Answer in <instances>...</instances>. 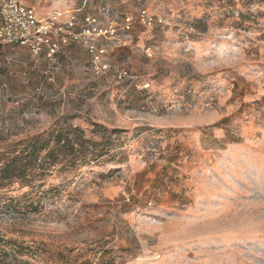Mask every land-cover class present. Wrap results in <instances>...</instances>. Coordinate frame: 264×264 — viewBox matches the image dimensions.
Returning <instances> with one entry per match:
<instances>
[{"label": "rangeland", "instance_id": "374dc122", "mask_svg": "<svg viewBox=\"0 0 264 264\" xmlns=\"http://www.w3.org/2000/svg\"><path fill=\"white\" fill-rule=\"evenodd\" d=\"M21 2L115 38L99 73L83 45L52 63L0 45V166L53 128L108 149L0 188V239L29 248L17 264H264V0Z\"/></svg>", "mask_w": 264, "mask_h": 264}, {"label": "built area", "instance_id": "2783aa9c", "mask_svg": "<svg viewBox=\"0 0 264 264\" xmlns=\"http://www.w3.org/2000/svg\"><path fill=\"white\" fill-rule=\"evenodd\" d=\"M79 11L53 10L40 18L21 0H0V45L26 48L33 57L41 56L49 63L55 62L70 45H83L92 57L94 71L99 73L98 64L104 53V49L98 47L99 40L114 39L115 31L110 23L100 26L93 15L79 20ZM138 21L144 26H151L153 22L145 10L138 14ZM131 27L132 18L126 17L123 28L129 31Z\"/></svg>", "mask_w": 264, "mask_h": 264}, {"label": "trees", "instance_id": "16d2710c", "mask_svg": "<svg viewBox=\"0 0 264 264\" xmlns=\"http://www.w3.org/2000/svg\"><path fill=\"white\" fill-rule=\"evenodd\" d=\"M246 6L255 0H242ZM108 153L106 141L92 143L78 128H53L32 138L19 154L2 161L0 188L17 184L23 188L39 182L54 168L79 170ZM90 157V160L87 158ZM0 264H17L16 252L29 248L14 241L0 239Z\"/></svg>", "mask_w": 264, "mask_h": 264}]
</instances>
